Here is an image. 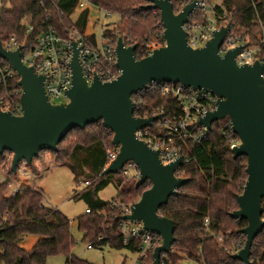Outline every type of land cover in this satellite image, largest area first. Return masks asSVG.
Wrapping results in <instances>:
<instances>
[{"label":"trees","instance_id":"obj_1","mask_svg":"<svg viewBox=\"0 0 264 264\" xmlns=\"http://www.w3.org/2000/svg\"><path fill=\"white\" fill-rule=\"evenodd\" d=\"M88 2L118 16L116 26L105 31V38L116 43L122 37L129 45L137 46L135 55L138 60L148 57L143 44L160 31L158 11H145L146 0ZM75 5L76 0H3L0 10L2 44L12 38L20 45L33 42L49 29H54L64 42L73 32L83 36L88 13H82L73 24L71 16ZM225 8L232 14L235 31L244 35L250 45L258 43L264 33V0H227ZM28 29L32 32L28 33ZM89 40L95 43L96 36ZM19 81L15 75L8 81L7 91L16 90L21 96ZM0 93L5 94L3 87ZM146 101L153 109L175 108V100L161 95L148 96ZM229 123L228 119L216 122L201 144L187 143L181 147L182 157L189 163L182 166L177 175L189 182L160 210L162 217L173 220L176 225L175 244L162 257L161 264H242L232 257L245 245L246 238L240 232L247 227V222L233 220L230 215L238 210L237 198L242 195L247 181V159H233L231 141L224 136ZM106 132L100 123L87 126L67 135L58 145V152L46 153H50L59 165L69 167L77 185L89 183L74 195V199L85 202L90 212L75 220L78 230L84 234L83 241L94 248L126 249L138 254L140 241L123 245L119 214L110 209V202L101 201L99 194L114 178L118 192L113 200L130 205L137 203L151 184L146 183L137 189L136 180L124 178L121 174L103 175L107 149L112 147V142L107 145L104 141ZM71 137L75 141H68ZM43 154L34 161L44 159ZM4 160L5 155H0V166ZM28 167L36 173L33 163ZM8 176H13L11 170ZM8 186L9 181L0 183V264H46L48 258L57 255H63L66 264H89L72 254L76 245L71 233L72 224L58 210L43 207L45 196L42 191L30 190L7 196ZM28 237L38 239L30 251L20 247ZM251 263L264 264V232L254 242ZM147 264H153V254L148 255Z\"/></svg>","mask_w":264,"mask_h":264},{"label":"water","instance_id":"obj_2","mask_svg":"<svg viewBox=\"0 0 264 264\" xmlns=\"http://www.w3.org/2000/svg\"><path fill=\"white\" fill-rule=\"evenodd\" d=\"M146 2L145 11L160 14L165 46L138 60L137 46H127L124 38H118L115 52L121 75L111 83L95 77L89 85L80 62V49L74 42L70 63L72 85L64 95L66 105L51 104L45 78L23 63L22 48L8 51L0 39V60L20 78L22 91L21 116L0 110V155L13 156L11 171L16 175L22 164L31 165L41 153L58 152V145L71 132L100 123L113 134L112 146L119 149L103 175H118L125 165L133 163L140 171L136 188L151 184L124 220L142 224L145 232L162 239L161 246L153 253V264H161L162 257L175 244L176 225L173 220L162 217L160 210L178 196L189 180L176 176L184 164L183 158L163 165L160 153L137 138V132L152 127L158 118H135L133 96L155 83L209 91L219 99L218 108L201 119L199 125L211 132L214 123L228 119L233 134L240 140V145L231 150L233 159H247V181L237 198L238 210L230 217L247 222V227L240 232L246 238L245 245L232 258L242 264H252L254 242L264 232V64L256 62L239 67L236 57L243 47L220 55L230 26L216 31L205 48L192 49L184 26L195 3L175 14L171 0Z\"/></svg>","mask_w":264,"mask_h":264},{"label":"built area","instance_id":"obj_3","mask_svg":"<svg viewBox=\"0 0 264 264\" xmlns=\"http://www.w3.org/2000/svg\"><path fill=\"white\" fill-rule=\"evenodd\" d=\"M34 2L37 0H33ZM80 0H76V6ZM88 1V0H87ZM221 0L214 3L213 0H171L175 14H179L188 5L195 3V9L189 18L188 24L184 26L187 34V43L194 49H203L207 43L213 39L216 31L231 27V31L226 37L220 48V55L224 56L228 52L243 47L236 57V63L239 67L252 66L256 62L264 64V33L258 40L259 42L250 45L244 35L239 34L233 27L232 14L225 8V2ZM177 5V8L175 7ZM102 19H99L94 26L99 27L100 35L96 36L95 43L89 38L90 34L83 36L76 32L71 33L67 42H64L54 29H49L39 35L33 42L18 44L15 38L8 43L3 44L4 49L16 51L22 48V61L27 67L34 69L38 76L45 78V89L49 101L54 102L65 99L64 95L72 85V73L70 63L73 56V43L75 42L80 49V62L83 68L84 77L88 84H92L95 77H98L103 83H111L118 79L121 71L117 68L116 44L113 40L104 37L106 30H112L118 23V16L111 12L99 9ZM116 20L111 24H106L105 19ZM74 24L75 22L72 21ZM264 30V29H263ZM32 30L28 29V33ZM164 42V45H162ZM127 46H132L126 43ZM164 29L160 22V31L152 39H146L143 47L147 56L158 48L164 47ZM153 46V47H152ZM0 64V88L3 87L5 94L0 93V110L10 112L15 116L22 115L19 92L13 90L8 92L7 83L14 79L16 75L5 62ZM17 76V75H16ZM264 79V73H263ZM20 88V87H19ZM21 90V89H20ZM22 93V91H21ZM151 95H161L163 98L175 100V108L165 110L164 108H150L146 98ZM134 117L137 119L148 120L158 118L152 124V127L145 128L136 133L137 138L144 142L150 149L160 153V160L163 165L175 163L182 157L181 147L187 143L201 144L210 133L207 129L199 125V121L206 117L208 113L215 112L218 108L219 99L209 91H194L186 89L181 85L170 84H150L146 89L140 90L133 96ZM213 127V126H212ZM224 136L231 141V150L240 145V140L233 134L231 125L225 128ZM119 149L111 147L107 149V169L116 159ZM184 160V164L189 163ZM10 162L6 159L5 163ZM24 165L25 168V164ZM0 166L2 173L4 167ZM180 170V169H179ZM178 170V171H179ZM178 171L176 176L178 177ZM1 172V170H0ZM124 178L140 180V171L133 163H128L119 173ZM179 178V177H178ZM3 183V182H0ZM89 183L84 184L87 187ZM20 193L19 189L13 191L12 195ZM132 206L125 205L119 200L110 201V209L119 214L120 234L123 245L129 246L133 241H140L138 260L136 264H147L148 255L153 254L154 250L161 246L162 239L158 236L147 233L143 230L142 224L130 223L124 218L131 215ZM86 213H90L88 210ZM264 220V218H263ZM208 223V222H207ZM207 226V224H206ZM88 250L95 249L92 245L87 246ZM98 250L101 248L97 247Z\"/></svg>","mask_w":264,"mask_h":264},{"label":"rangeland","instance_id":"obj_4","mask_svg":"<svg viewBox=\"0 0 264 264\" xmlns=\"http://www.w3.org/2000/svg\"><path fill=\"white\" fill-rule=\"evenodd\" d=\"M219 1L221 0H213L214 3ZM2 2L3 0H0V10L2 8ZM84 12L88 13L86 34L94 33L99 36V27L95 26V30H93V26L98 23L97 21L99 19H102V15L100 10L92 6L87 0L79 1V4L76 6L74 13L71 16V21L77 22L80 15ZM115 20L116 18H113L112 20L105 19V23L111 24ZM155 35L156 34L154 33L148 39L154 38ZM0 64H2L1 61ZM67 103L68 101L66 99H60L54 102L55 105H66ZM103 137L106 144L113 140V134L108 130ZM68 141L73 142L75 141V138L71 137ZM4 155L5 160L10 159V162L5 163L4 160L2 163V166L4 164H6V166L4 167V173H2V169L0 168V182L5 183V181H9L7 196H14L12 193L16 189L20 190V194L26 193L30 190L42 191L45 196L43 207L58 210L71 222V233L76 242L72 251V254L75 257L89 264H136L138 254L126 249L112 250L108 247L100 250L97 248L93 250L87 249V246L90 243L83 241L84 234L78 230L75 223L77 218L86 214L88 208L83 200L79 201L74 199L75 192H81L84 190V184H76L75 175L68 166L59 165L50 153H44V159H39L33 162V167L35 168L36 173H33L28 165H26L25 168L24 165H21L17 174H13V176L10 177L8 176V172L11 170L13 156L11 154ZM116 183L117 180L112 178L111 184L99 194V199L101 201L107 203L117 196L118 189ZM37 240L36 237L25 238L20 243V247L26 251H30L36 244ZM46 264H66V258L63 255L53 256L48 258ZM182 264L196 263L185 262Z\"/></svg>","mask_w":264,"mask_h":264},{"label":"crops","instance_id":"obj_5","mask_svg":"<svg viewBox=\"0 0 264 264\" xmlns=\"http://www.w3.org/2000/svg\"><path fill=\"white\" fill-rule=\"evenodd\" d=\"M88 34V33H87ZM91 36L95 35L94 33H90ZM187 263V262H186Z\"/></svg>","mask_w":264,"mask_h":264}]
</instances>
